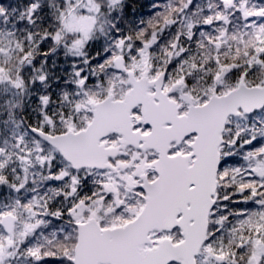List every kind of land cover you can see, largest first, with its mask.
<instances>
[{"label": "snow or ice", "instance_id": "snow-or-ice-1", "mask_svg": "<svg viewBox=\"0 0 264 264\" xmlns=\"http://www.w3.org/2000/svg\"><path fill=\"white\" fill-rule=\"evenodd\" d=\"M0 264H264V0H0Z\"/></svg>", "mask_w": 264, "mask_h": 264}]
</instances>
